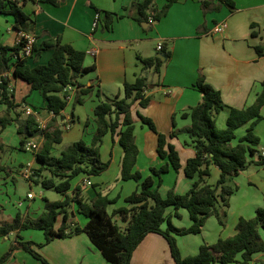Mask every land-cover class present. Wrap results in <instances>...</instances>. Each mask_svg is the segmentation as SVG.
<instances>
[{
	"label": "crops",
	"instance_id": "1",
	"mask_svg": "<svg viewBox=\"0 0 264 264\" xmlns=\"http://www.w3.org/2000/svg\"><path fill=\"white\" fill-rule=\"evenodd\" d=\"M138 1L141 0H60V4L55 5L44 0H23L21 8L29 17L26 30H18L15 27L13 15L1 13L2 44L14 46L24 33L35 36L37 51L29 58L31 66L46 64L53 56V49L41 47L44 41L60 39L62 43L85 51L87 53L85 65H95L96 69L79 77L82 87L72 86L60 92L63 97L68 96V105L59 115L47 109V101L39 90H32L30 84L23 79L15 78L12 71H9L6 76L13 80L15 100L19 106L9 112L7 105L0 102V116L9 114L12 118H17L20 115V119L25 120L27 115L24 109L31 106L42 127L41 131L35 136L27 137V140L38 144L39 149L45 140L44 132L48 126L53 122L56 125L60 124L63 129L62 141L55 145L60 148L58 150L61 154L65 144H68V147L81 139L90 144L96 129L94 121L96 105L100 101L114 98L122 92L125 82H134L143 73L147 77L149 86L146 95L151 97V103L147 107H141L136 102L132 108L139 147L135 169L144 176H149L151 167H160L165 163L157 151L158 136L141 121L138 116L140 112L154 121L158 130L168 136L169 142L174 144L180 153L182 168L178 172L171 169L162 176L160 192L165 196L173 188L177 193L183 194L198 178V176L189 178L184 171L188 159L196 155V148L189 133L179 131L173 137L171 134L191 124L190 117H184L183 114L202 99V94L195 86L200 72L204 74L208 83L221 92L222 99L228 106L216 115V123L220 129L226 127L230 108L244 109L251 106L263 91L264 55L258 53L257 46L261 45L264 48V0H233L235 3L233 10L224 4L223 0H215L216 4H221L220 10L207 12L202 7L203 0H174L166 16L160 21L148 22L136 19L137 10L134 4ZM170 1L156 0L155 6L161 9ZM107 11L113 13L110 27L105 19ZM97 12L102 13V21L94 29L93 23ZM222 22L227 23L226 29L221 33H213L214 27ZM161 43L163 49L165 47L171 51V57L162 65L160 72L154 67L144 69L142 58L158 57L159 53L163 54V49L158 50ZM91 49L98 50L96 56L88 54ZM89 86H93L94 91L81 95V88ZM98 91L101 95H98ZM80 97L83 99L82 103L77 101ZM261 114L264 117V106ZM222 115V122L219 123ZM54 118L57 121H54ZM18 127V122L13 121L1 133L0 139L5 147H16L18 142L12 130L15 129L18 134ZM54 129L55 127H51L50 131ZM247 130L248 125L237 129L238 139L244 136ZM255 133L264 138V119L257 123ZM22 138L21 135L19 142ZM238 139L233 141L234 145L239 142ZM17 147H20V143ZM18 148L17 152L0 149L2 197L8 196V193L2 190L3 187L11 183L27 184L29 188H32L33 183L42 186L40 181H35L38 180L34 175L38 169H42L40 180L52 176L51 170L39 162L36 151L20 149L25 156H18ZM123 155L119 136L107 133L101 146V156L104 162L110 163L108 169L95 176L89 177L85 173L76 176L71 180L69 195L74 196V190L80 188L81 196L90 202L98 192H102L114 200L112 204L116 206L113 211L121 207L132 208L133 205L128 203L126 198L138 189L139 184L134 179H121ZM255 159L256 157H251L249 167L230 180V183L239 186L230 198L228 210L230 222L222 226L215 217L219 226H216V233L211 237L210 243L216 242L220 237L234 235L240 217L252 218L256 210L264 206V166L256 165ZM210 170L208 181L210 182L211 178L218 181L219 167L211 165ZM56 180L60 181L58 178ZM155 180L157 187L158 179ZM210 184L215 185L211 182ZM46 190L41 193L43 202L36 201L26 210L19 208L24 205L23 201L17 204V208L4 207L0 203V209H3L0 210V220H12L18 213L32 218L39 216L44 210L47 195L49 196L47 198L53 201L64 199L60 193L52 189ZM29 194L30 191L27 193L28 200L36 198L35 194L34 198H29ZM170 208L167 213L172 217L174 211L171 213ZM68 211L72 228L77 225L85 226L88 217L79 212L76 201L72 202ZM62 219L63 216H60L56 229L60 227ZM114 221L122 229H125L129 222L121 214H116ZM20 233L24 240L40 244L35 249L52 264H113L104 257L86 232L55 238L49 243H46L43 230L29 228ZM16 234L17 232H12L0 236V258L9 250ZM201 244L179 242L184 256L197 254ZM6 264L41 262L29 252L16 249ZM131 264L176 263L166 238L158 233H149L135 250Z\"/></svg>",
	"mask_w": 264,
	"mask_h": 264
},
{
	"label": "trees",
	"instance_id": "2",
	"mask_svg": "<svg viewBox=\"0 0 264 264\" xmlns=\"http://www.w3.org/2000/svg\"><path fill=\"white\" fill-rule=\"evenodd\" d=\"M22 1L0 0V14L13 15L18 30H26L29 18L21 8ZM44 1L60 4V0ZM173 1L161 9L155 6L156 0L138 1L134 4L137 10L136 19L140 22L160 21L167 15ZM223 1L232 10L235 9L233 0ZM202 7L205 12L218 11L221 4H216L215 0H203ZM105 13L106 24L110 27L113 13ZM26 43L24 36H21L14 46L4 45L0 41V102L7 105L9 112L19 106L15 100L14 89L9 87L12 79L6 76V73L12 71L15 78L26 81L32 90H39L47 101V109L59 115L68 105V100L61 96L60 92L68 86L82 87L79 77L96 69V66H86L87 53L62 43L60 39L44 41L41 47L53 49V56L46 64L31 66L29 59L22 55ZM34 51H37L35 44ZM257 51L264 55L261 45L257 46ZM162 53L165 60L159 57L142 58L144 69L154 67L160 72L162 65L171 57V51L165 47ZM148 86L146 75L141 73L134 82H125L122 92L114 98L100 101L94 109L96 129L90 144L81 139L63 149L59 156L52 155L54 144L62 141L63 129L60 124L56 125L54 122L48 126L44 132L45 140L36 156L43 166L51 170L52 176L40 180L42 169H38L34 174L38 180L33 179L40 181L44 188L60 193L64 199L53 201L45 198L44 210L35 218L18 213L12 220H0V236L17 232L9 250L0 258V264H6L16 249L29 252L41 264H52L35 249L40 244L23 239L20 232L29 228L43 230L46 243L55 238L86 232L104 257L113 264H131L135 250L149 233H158L166 238L176 264H250L256 254L264 252V239L259 231L260 228L264 229V206L259 207L252 218L240 217L234 235L220 237L213 244L204 242L197 254L184 256L177 239L178 236L201 233L207 220L213 216L225 226L230 198L239 188L238 184L230 183V180L249 167L251 157H256V165L264 166L263 150L256 148L261 139L255 133L257 123L264 119L261 114L264 106V81L263 91L256 101L244 109L230 108L226 127L220 129L216 123V115L228 106L224 103L221 92L208 83L200 72L195 86L202 94V99L183 114L184 117H190L191 124L171 134L173 137L182 131L193 137L196 155L188 159L184 171L187 177L198 178L186 193H177L172 188L165 196L160 192L162 176L171 169L178 172L182 168L180 153L175 145L169 142L168 136L158 130L154 121L140 112L138 116L141 121L158 136L157 151L165 163L160 167H151L149 176H144L135 169L139 147L132 108L136 102L141 107L149 106L151 97L146 95ZM93 91V86H89L81 88L80 93L87 95ZM98 95H101L100 91ZM77 101L82 103L83 99L80 97ZM13 121L18 122V132L23 137L19 149H24L27 137L35 136L41 131L40 124L35 115L27 116L25 120H21L20 115L17 118H12L9 114L0 116V135ZM54 121L57 119L54 118ZM245 125H248L247 133L234 145L237 129ZM51 127L55 129L50 131ZM109 132L119 136V143L124 151L121 179H134L139 184L138 189L126 198L133 207H121L115 209L112 214L109 213L108 207L114 200L107 194L98 192L90 202L81 196L80 188L74 190V196L69 195L73 178L81 173L89 177L95 176L108 169L110 163L102 160L101 146ZM4 148L5 145L0 139V149ZM211 165L220 169V178L215 185L210 184L207 179L211 174ZM57 178L60 179L59 182ZM74 201L78 203L79 212L88 217L83 227L77 225L72 228L70 225L68 208ZM170 207L175 209L177 217H180V209H186L192 224L189 227L176 226L167 214ZM116 214H121L124 219L129 220L125 229L114 221ZM60 216H63V219L60 227L56 229Z\"/></svg>",
	"mask_w": 264,
	"mask_h": 264
},
{
	"label": "rangeland",
	"instance_id": "3",
	"mask_svg": "<svg viewBox=\"0 0 264 264\" xmlns=\"http://www.w3.org/2000/svg\"><path fill=\"white\" fill-rule=\"evenodd\" d=\"M75 104H77V103H75ZM222 118H223V115L218 120L219 123L222 122ZM12 131L15 134V138L17 139V142L18 143H17L16 147L15 146H13V147L10 146V147H5V149H7L8 151H11V152H13V151L17 152L16 150L18 148L17 146L20 143L19 141H20V138H21V134L20 133L17 134L15 129H13ZM238 137H239L238 136V133H236V138L235 139H238ZM260 139H261V142L257 146V148L259 150H264V138H261L260 137ZM67 145L68 144H65V146H64L63 149H65L67 147ZM54 147L55 148L52 149V155L59 156L60 155L59 150H58L59 147H57V145H55V144H54ZM19 150L20 149L18 148L17 155L18 156H25L24 152H20ZM1 155L2 154H0V156ZM212 177H214V176H212ZM210 182L213 183V184L214 183L216 184L217 180H215L214 178H211ZM2 190L3 191H6L8 193V196L7 197L4 196V195H3V197L0 196V203L4 207H9V208L14 207V208H17V204L20 201H23L24 202V205L22 207H19L22 210H26V208L29 205H32L36 201L42 203L43 201H42L41 193L44 192V191L45 192L47 191L44 187L40 186L38 183H33L32 188H29V186L27 184L24 185L23 183H19V184H16V185H14V184L11 183L7 187L4 186ZM29 191H30V193L36 195V198L34 200H28L27 199V193ZM47 197H49V196L47 195ZM109 206L110 207H108V211H109V213L112 214L113 213V208L116 206V204H112V205L110 204ZM0 210H3V209H0ZM170 210H171V213H173V211H174V214H173V216L171 218H172V220H173V222H174V224L176 226H179V227H188L189 224L191 225V220H190V217H189V213H188V211L186 209H183L182 208V209L179 210L180 217H177L175 215V209L173 207H171ZM176 217L178 219H176ZM229 218L230 217H227L226 224L225 225H227L228 222H230V219ZM217 225L219 226V223H218L217 219L215 217H210L207 220L206 225L203 228L202 233H200V234H190V235H186V236H180V237H177V239L179 240V242L180 241H182V242H188L190 244H192L194 242H197L198 244L199 243H202L203 244L204 242L210 243L211 237L216 233V228H217L216 226ZM259 231H260V233L262 235V238L264 239V229L263 228H260ZM210 244H213V243H210ZM231 264H240V263H231ZM251 264H264V253L257 254L254 257V259L251 262Z\"/></svg>",
	"mask_w": 264,
	"mask_h": 264
},
{
	"label": "built area",
	"instance_id": "4",
	"mask_svg": "<svg viewBox=\"0 0 264 264\" xmlns=\"http://www.w3.org/2000/svg\"><path fill=\"white\" fill-rule=\"evenodd\" d=\"M22 1V0H20ZM102 19V13L101 12H97L96 15H95V20H94V23H93V27L94 29L97 28L100 23H101V20ZM227 27V23L226 22H222L218 25H216L213 29V33H221L223 32ZM22 36H24L27 40V43H26V46L24 48V51L22 52V55L27 57L28 59L33 57L35 51H34V44L36 43V38L35 36L31 35V34H27V33H24ZM163 49V45L162 43L158 45V50H162ZM98 53V50L97 49H91L88 51V54L92 55V56H96ZM13 81V80H12ZM10 83L9 87L11 90H13L14 86H13V83ZM69 88H72V86H68L66 87L65 89H69ZM66 99L68 100V96L66 97ZM25 114L27 116H30V115H35V110L31 107V106H26L25 109ZM40 127H42V125H40ZM26 150L28 151H38L39 150V147H38V144H36L35 142L31 141V140H27L26 141V144H25V147H24ZM263 153H264V150H263ZM88 184H91V182H88ZM29 198H34V194L30 193L29 194Z\"/></svg>",
	"mask_w": 264,
	"mask_h": 264
},
{
	"label": "water",
	"instance_id": "5",
	"mask_svg": "<svg viewBox=\"0 0 264 264\" xmlns=\"http://www.w3.org/2000/svg\"><path fill=\"white\" fill-rule=\"evenodd\" d=\"M157 56H158L159 58H161V59L165 60V58H164L163 54L159 53Z\"/></svg>",
	"mask_w": 264,
	"mask_h": 264
}]
</instances>
